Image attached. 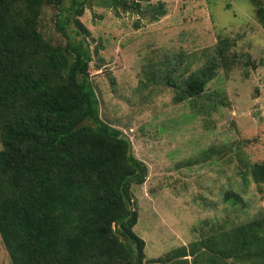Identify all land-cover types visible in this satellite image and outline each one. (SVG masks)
<instances>
[{
	"label": "rangeland",
	"instance_id": "1",
	"mask_svg": "<svg viewBox=\"0 0 264 264\" xmlns=\"http://www.w3.org/2000/svg\"><path fill=\"white\" fill-rule=\"evenodd\" d=\"M55 12L47 6L40 26L64 40ZM74 19L83 35L73 22L67 29L86 38L101 118L148 165L131 187L142 264H191L213 253L200 244L209 237L217 248L231 228L264 221V184L249 169L264 160V30L250 1L86 0ZM221 38L230 68L215 63ZM191 77L205 80L203 91L179 99ZM181 248L188 255L166 258ZM0 264H12L1 236Z\"/></svg>",
	"mask_w": 264,
	"mask_h": 264
},
{
	"label": "trees",
	"instance_id": "2",
	"mask_svg": "<svg viewBox=\"0 0 264 264\" xmlns=\"http://www.w3.org/2000/svg\"><path fill=\"white\" fill-rule=\"evenodd\" d=\"M85 1L0 0V236L12 264H135L134 244L137 264L145 257L131 187L145 181L148 165L101 118L86 38L67 29ZM249 1L264 30L263 0ZM47 6L64 40L41 28ZM229 43L218 40L216 65L234 62ZM204 83L191 77L179 99L200 94ZM249 169L261 189L264 160ZM225 199L242 201L233 190ZM222 241L217 248L211 237L201 242L213 253L199 252L191 264L222 257L223 264H264V221L231 228Z\"/></svg>",
	"mask_w": 264,
	"mask_h": 264
},
{
	"label": "water",
	"instance_id": "3",
	"mask_svg": "<svg viewBox=\"0 0 264 264\" xmlns=\"http://www.w3.org/2000/svg\"><path fill=\"white\" fill-rule=\"evenodd\" d=\"M85 121L82 122V124H84ZM133 256L135 258V264H137V256H138V253H137V247L135 246V244L133 245Z\"/></svg>",
	"mask_w": 264,
	"mask_h": 264
}]
</instances>
